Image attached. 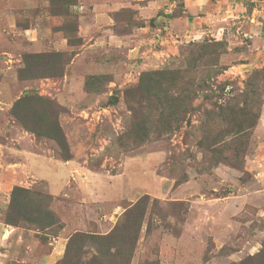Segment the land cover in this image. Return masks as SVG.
Returning <instances> with one entry per match:
<instances>
[{"label": "rangeland", "instance_id": "rangeland-1", "mask_svg": "<svg viewBox=\"0 0 264 264\" xmlns=\"http://www.w3.org/2000/svg\"><path fill=\"white\" fill-rule=\"evenodd\" d=\"M121 1L0 0V264H264V66Z\"/></svg>", "mask_w": 264, "mask_h": 264}, {"label": "crops", "instance_id": "crops-1", "mask_svg": "<svg viewBox=\"0 0 264 264\" xmlns=\"http://www.w3.org/2000/svg\"><path fill=\"white\" fill-rule=\"evenodd\" d=\"M87 1L96 13L93 24L98 27V22L104 21L111 25L109 13L115 11L114 0ZM176 1H121L122 8L135 11L136 18L142 22L127 35L132 43L131 55L149 48L148 44L154 42L165 44L164 51L168 52L176 48L175 42L187 43L205 37L224 42L229 49L244 43L255 56L253 62L264 66V0H178L181 3L180 12ZM141 33L146 35L143 37ZM29 161L32 163L35 160L30 157ZM36 163L37 166L30 167L31 175L43 179L44 173ZM56 188L55 184L50 185V193Z\"/></svg>", "mask_w": 264, "mask_h": 264}, {"label": "trees", "instance_id": "trees-1", "mask_svg": "<svg viewBox=\"0 0 264 264\" xmlns=\"http://www.w3.org/2000/svg\"><path fill=\"white\" fill-rule=\"evenodd\" d=\"M69 62H70V61L66 62L65 65L69 64ZM33 133L36 134L37 132L33 131ZM60 150H61L62 157H63L64 159L68 160V159H69V151L67 150V148H65L64 145L61 144V145H60ZM175 186H177V183H175ZM18 192H19V190L15 188L14 191H13V193H12L11 204H10V207H9V214H7L8 222H9V223H13V224H15V223H17V222H19V221H23L22 219L18 218L15 214H12V212H13V204H14V202L16 201V195L18 194ZM21 203H22V205H25L23 202H21ZM10 213L12 214L11 216H10ZM75 238H76V237H75ZM78 242H81V241L78 240ZM72 247H73V243H72V241H70V243H69L68 246H67V249H66L65 255H64V257H63V260H62L63 263L66 262L67 260L73 258V257H70V256H69V252H70V251H72V252L74 253V257H75V255L77 254V247H78V246H75V248H72ZM75 258H76V257H75ZM104 262H105V261H101L100 264H103ZM108 264H114V263H112V262H108ZM118 264H121V262L118 263Z\"/></svg>", "mask_w": 264, "mask_h": 264}]
</instances>
